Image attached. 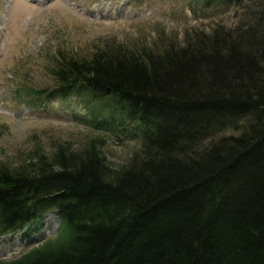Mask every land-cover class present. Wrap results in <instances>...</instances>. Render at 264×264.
<instances>
[{"label": "trees", "instance_id": "16d2710c", "mask_svg": "<svg viewBox=\"0 0 264 264\" xmlns=\"http://www.w3.org/2000/svg\"><path fill=\"white\" fill-rule=\"evenodd\" d=\"M189 8L238 15L181 42L55 57L44 96L81 98L72 118L91 136L0 162V238L59 219L0 264H264V0ZM38 91L18 94L35 107ZM107 137L135 142L126 162L110 163Z\"/></svg>", "mask_w": 264, "mask_h": 264}, {"label": "rangeland", "instance_id": "374dc122", "mask_svg": "<svg viewBox=\"0 0 264 264\" xmlns=\"http://www.w3.org/2000/svg\"><path fill=\"white\" fill-rule=\"evenodd\" d=\"M189 1L0 0V162L20 163L35 148L49 150L55 141L79 146L91 136L72 118L82 111L75 103L81 98L44 96L55 84L51 69L59 54L86 55L107 40L150 45L160 35L181 42L186 32L208 31L217 23L231 26L237 19L238 9L192 11ZM27 87L39 90L31 99L35 107L18 94ZM135 146L107 137L102 151L119 166ZM49 213L32 237L21 232L1 237L0 259L53 236L59 220L54 210Z\"/></svg>", "mask_w": 264, "mask_h": 264}, {"label": "bare ground", "instance_id": "6f19581e", "mask_svg": "<svg viewBox=\"0 0 264 264\" xmlns=\"http://www.w3.org/2000/svg\"><path fill=\"white\" fill-rule=\"evenodd\" d=\"M54 213V212H53ZM48 217L50 216V217H52V216H54L52 213H49L48 215H47ZM47 217V218H48Z\"/></svg>", "mask_w": 264, "mask_h": 264}]
</instances>
